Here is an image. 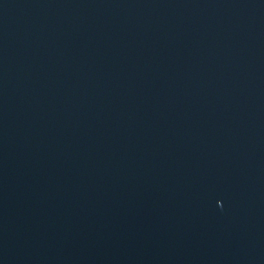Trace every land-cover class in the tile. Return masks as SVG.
<instances>
[{
    "label": "water",
    "instance_id": "95a60500",
    "mask_svg": "<svg viewBox=\"0 0 264 264\" xmlns=\"http://www.w3.org/2000/svg\"><path fill=\"white\" fill-rule=\"evenodd\" d=\"M0 264H264V0H0Z\"/></svg>",
    "mask_w": 264,
    "mask_h": 264
}]
</instances>
